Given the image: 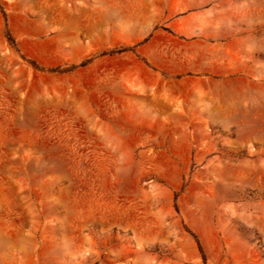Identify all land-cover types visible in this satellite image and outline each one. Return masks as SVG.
<instances>
[{"label":"rangeland","instance_id":"obj_1","mask_svg":"<svg viewBox=\"0 0 264 264\" xmlns=\"http://www.w3.org/2000/svg\"><path fill=\"white\" fill-rule=\"evenodd\" d=\"M0 264H264V0H0Z\"/></svg>","mask_w":264,"mask_h":264}]
</instances>
